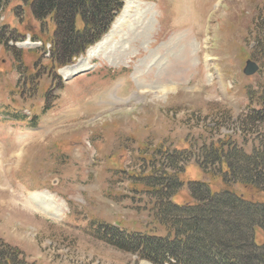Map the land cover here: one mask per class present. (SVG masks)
<instances>
[{
	"label": "rangeland",
	"instance_id": "rangeland-1",
	"mask_svg": "<svg viewBox=\"0 0 264 264\" xmlns=\"http://www.w3.org/2000/svg\"><path fill=\"white\" fill-rule=\"evenodd\" d=\"M16 3L0 8L1 249L33 264H153L109 239L165 235L150 182L165 192L173 167L182 170L177 204L193 202L192 182L264 201L252 184L222 182L204 154L218 141L225 152L264 150V67L253 46L264 0H125L146 10L147 26L129 31L123 9L92 66L68 76L61 70L87 49L58 64L53 26ZM247 60L259 70L244 74ZM35 192L58 215L31 205Z\"/></svg>",
	"mask_w": 264,
	"mask_h": 264
},
{
	"label": "trees",
	"instance_id": "trees-1",
	"mask_svg": "<svg viewBox=\"0 0 264 264\" xmlns=\"http://www.w3.org/2000/svg\"><path fill=\"white\" fill-rule=\"evenodd\" d=\"M14 1L17 5L20 2L29 5L36 20H46L53 26L52 55L58 64L64 65L101 38L124 0H0V8ZM263 17L259 22L261 34L257 43L253 42L261 67H264ZM260 97L264 115V90ZM225 143L218 141L204 149L207 160L217 161L218 170L223 173L222 182L249 183L264 193V150L247 156L239 150L225 152ZM173 170L174 173L165 172V192L159 181L150 182L151 193L158 195L153 203L154 218L165 235L120 231L110 237V243L121 250L136 252L153 264H264V240L255 241L257 228L264 234V201L245 199L228 188L212 193L206 183L192 182L189 189L193 202L177 204L172 197L182 181L175 175L182 170L174 167ZM0 264L33 262L20 259L10 249L0 248Z\"/></svg>",
	"mask_w": 264,
	"mask_h": 264
},
{
	"label": "bare ground",
	"instance_id": "bare-ground-1",
	"mask_svg": "<svg viewBox=\"0 0 264 264\" xmlns=\"http://www.w3.org/2000/svg\"><path fill=\"white\" fill-rule=\"evenodd\" d=\"M145 11L146 10L144 8L143 9L142 8L135 9L133 6H131L129 4L126 5V8L124 9L122 15L125 16V17H131V18L133 17L134 22L133 23H129V22H127L128 20L127 21L126 20H122V23H126L127 24V28H128L129 31H133L135 34H137V33L139 34L138 30L143 28L144 26H147V24L149 22V19L145 18ZM145 19L148 20V22ZM111 27L113 28V26H111ZM112 28H110V29L112 30ZM106 41L107 40L103 37L101 39V41H99L94 46H92V47L87 49L86 56L84 58H82L79 61V63L76 64V66L71 67V68L70 67L63 68L61 70V73L64 76H68V75H70L71 73H73V72H75L77 70H79L78 72H80V71H84V70L90 68L92 65L88 61L89 58L93 57L94 55L99 54V52H101L105 48L104 44H105ZM122 47L125 48L123 43H122ZM151 57L152 56H150V58ZM160 58L153 60L154 63L156 62V64L159 65L161 63ZM151 62H152V60H151ZM50 199H52L51 196L47 195L44 192L30 193L28 195V197H27L28 202H31V205H33L35 208L44 210L46 214L50 213V214L56 215L57 214L56 208L53 206V203H51L52 201Z\"/></svg>",
	"mask_w": 264,
	"mask_h": 264
},
{
	"label": "water",
	"instance_id": "water-1",
	"mask_svg": "<svg viewBox=\"0 0 264 264\" xmlns=\"http://www.w3.org/2000/svg\"><path fill=\"white\" fill-rule=\"evenodd\" d=\"M259 66L255 61L247 60L246 65L243 68V73L246 75L253 74L258 70Z\"/></svg>",
	"mask_w": 264,
	"mask_h": 264
}]
</instances>
